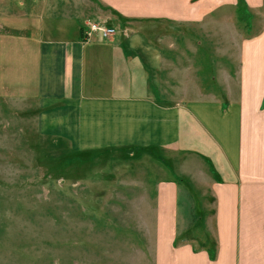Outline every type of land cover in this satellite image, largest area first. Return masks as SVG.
Here are the masks:
<instances>
[{
  "label": "crops",
  "instance_id": "1",
  "mask_svg": "<svg viewBox=\"0 0 264 264\" xmlns=\"http://www.w3.org/2000/svg\"><path fill=\"white\" fill-rule=\"evenodd\" d=\"M242 5L0 0V121L5 104L20 108L29 99L40 135L67 142L72 152L172 158L187 167L196 191L205 190L204 209L196 191L175 178L160 180L153 195L145 183L155 229L114 233L140 240L117 241L132 259L105 264H264V26L241 39L232 59L207 53L210 41L196 39V30L223 28L230 12L243 28L246 8L254 21L262 18L264 0ZM90 20L118 32L87 37ZM161 29L175 31L166 39ZM201 208L218 243L214 260L197 239L176 243L188 230L202 234L194 227Z\"/></svg>",
  "mask_w": 264,
  "mask_h": 264
},
{
  "label": "rangeland",
  "instance_id": "2",
  "mask_svg": "<svg viewBox=\"0 0 264 264\" xmlns=\"http://www.w3.org/2000/svg\"><path fill=\"white\" fill-rule=\"evenodd\" d=\"M245 11V28L238 14L230 12L223 28L196 30V39L211 43L207 53L232 59L240 52L241 39L263 28V13L262 18L255 14L254 21ZM149 31H163L161 37L171 39L175 30ZM32 104L29 99L20 108L5 104L0 121V264H105L119 255L129 262L131 251L116 248V243L140 239L113 235L155 229L157 212L142 186L147 183L153 195L164 178L186 184L181 179H188L187 167L144 152L130 157L106 149L72 152L67 142L40 135ZM196 193L205 209V190ZM133 194L137 199H130Z\"/></svg>",
  "mask_w": 264,
  "mask_h": 264
},
{
  "label": "trees",
  "instance_id": "3",
  "mask_svg": "<svg viewBox=\"0 0 264 264\" xmlns=\"http://www.w3.org/2000/svg\"><path fill=\"white\" fill-rule=\"evenodd\" d=\"M243 2L244 0H239V5L242 9H244V6L242 5ZM181 180H183L186 183V185L190 188L191 191L195 192L194 185L191 183L189 179L184 178ZM204 220H205V211L201 208L200 211H198V219L194 227L202 229L201 230L202 234H200L199 232L198 235L196 236L194 235L193 229L188 230L184 235H181L176 239V243L179 242L180 240L197 239L199 241L200 247L206 248V250L209 252L210 258L214 260L217 254L218 243L214 235L206 231Z\"/></svg>",
  "mask_w": 264,
  "mask_h": 264
},
{
  "label": "built area",
  "instance_id": "4",
  "mask_svg": "<svg viewBox=\"0 0 264 264\" xmlns=\"http://www.w3.org/2000/svg\"><path fill=\"white\" fill-rule=\"evenodd\" d=\"M88 27L89 30L87 33L89 36L93 35L94 33H98L101 37L109 39L116 33V29L114 27L105 26L94 21H90L88 23Z\"/></svg>",
  "mask_w": 264,
  "mask_h": 264
}]
</instances>
